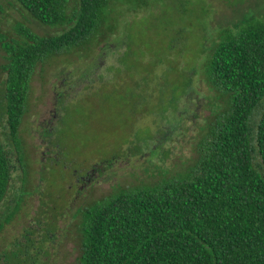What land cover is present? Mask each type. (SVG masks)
Returning <instances> with one entry per match:
<instances>
[{
  "label": "rangeland",
  "instance_id": "1",
  "mask_svg": "<svg viewBox=\"0 0 264 264\" xmlns=\"http://www.w3.org/2000/svg\"><path fill=\"white\" fill-rule=\"evenodd\" d=\"M144 1L141 9L124 8L118 33L87 58L60 55L37 68L19 153L0 92V137L15 165L0 205V264H37V239L46 264H76L77 207L119 187L178 178L196 159L206 118L224 104L208 87L207 53L220 29L264 18V0ZM19 26L42 36L62 31L37 23L14 0H0V65ZM263 111L264 98L250 117V136L254 167L264 177L255 144Z\"/></svg>",
  "mask_w": 264,
  "mask_h": 264
},
{
  "label": "trees",
  "instance_id": "2",
  "mask_svg": "<svg viewBox=\"0 0 264 264\" xmlns=\"http://www.w3.org/2000/svg\"><path fill=\"white\" fill-rule=\"evenodd\" d=\"M14 1L37 23L62 29L42 36L19 26L5 46L0 92L9 139L19 153L17 135L37 68L60 55L87 58L118 33L124 8L149 3L74 0L69 7L67 0ZM216 37L207 53L206 80L224 104L206 118L193 164L173 180L119 187L107 199L77 207L76 264H264V177L254 167L250 136V117L264 98V18L246 20L236 31L220 29ZM188 86L189 78L184 93ZM255 144L264 166V111ZM14 167L0 137V205ZM41 257L37 239V264H46Z\"/></svg>",
  "mask_w": 264,
  "mask_h": 264
},
{
  "label": "flooded vegetation",
  "instance_id": "3",
  "mask_svg": "<svg viewBox=\"0 0 264 264\" xmlns=\"http://www.w3.org/2000/svg\"><path fill=\"white\" fill-rule=\"evenodd\" d=\"M112 71V70H111Z\"/></svg>",
  "mask_w": 264,
  "mask_h": 264
}]
</instances>
